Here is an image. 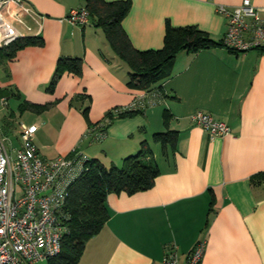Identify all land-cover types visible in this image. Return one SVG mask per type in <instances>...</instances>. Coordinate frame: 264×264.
Masks as SVG:
<instances>
[{"label": "crops", "instance_id": "1", "mask_svg": "<svg viewBox=\"0 0 264 264\" xmlns=\"http://www.w3.org/2000/svg\"><path fill=\"white\" fill-rule=\"evenodd\" d=\"M26 1L41 16L40 22L28 18V34L40 35L44 43L22 47L0 63V136L18 145L20 123L37 122L35 142L44 157L80 149L105 165H121L146 141L159 167L151 187L108 194L110 216L87 241L78 264H161L172 243L183 260L203 237L201 264H264V181L255 179L264 171V49L236 52L218 45L194 54L180 51L160 86L162 99L114 118L97 140L88 132L91 123L150 93L128 84L129 66L97 16L85 25L66 18L86 0ZM241 1L131 0L122 26L139 49L161 48L168 24H195L218 41L227 18L217 5ZM252 2L264 16V0ZM75 56L83 59L82 73L64 71L49 91L58 58ZM24 100L50 105L21 111ZM200 109L226 120L232 132L211 136L191 116ZM167 127L176 131L173 141L155 140Z\"/></svg>", "mask_w": 264, "mask_h": 264}, {"label": "built area", "instance_id": "2", "mask_svg": "<svg viewBox=\"0 0 264 264\" xmlns=\"http://www.w3.org/2000/svg\"><path fill=\"white\" fill-rule=\"evenodd\" d=\"M216 10L226 16L227 29L221 39L226 48L243 52L264 49V16L252 0L237 5L218 4ZM40 14L26 0H0V47L28 34V18L40 22ZM91 12L86 5L71 8L66 18L73 24L85 25ZM162 99L151 92L149 99L139 98L112 112L143 108ZM3 106L8 105L2 99ZM193 120L211 136L232 132L231 125L213 113L197 110ZM107 120L89 127L94 139L105 136ZM39 124L20 123L19 144L0 136V264H33L58 254L69 231L67 197L76 178L88 170L90 157L80 149L55 158L44 157L35 142ZM206 238H200L182 260L176 243L169 244L161 264H201Z\"/></svg>", "mask_w": 264, "mask_h": 264}, {"label": "trees", "instance_id": "3", "mask_svg": "<svg viewBox=\"0 0 264 264\" xmlns=\"http://www.w3.org/2000/svg\"><path fill=\"white\" fill-rule=\"evenodd\" d=\"M86 6L91 16H97L98 24L105 28V33L110 45L115 52L129 66L128 84L131 87L145 89L148 93L160 92L163 79L172 73V66L178 54L182 50L196 53L202 49L223 45V41L214 39L206 30L195 24L174 26L168 24L164 44L161 48L139 49L135 47L123 29L122 19L130 10L131 0H86ZM43 37L40 35H26L19 37L0 47V63L12 59L17 51L28 45H42ZM233 51V50H232ZM82 57L58 58L57 67L48 83V90L53 91L64 71H72L80 75L82 73ZM10 91L1 90V94ZM20 95L17 94V98ZM50 104L38 105L24 100L20 103V110L34 109L42 111ZM88 106L83 107L85 117H88ZM142 108L126 109L114 114L110 109L101 121L112 122L116 117H125L142 112ZM168 109L164 110L165 123L168 126ZM99 121V122H101ZM98 123V122H97ZM95 124V123H94ZM93 123L90 124L92 126ZM176 131L166 128L155 133V140L160 142L173 141ZM151 148L146 141L138 153L126 156L121 165H105L97 158H91L89 168L84 171L69 188L67 197V210L69 213V231L63 238L61 251L52 256L50 264H78L86 243L96 235L105 225L110 216L107 197L110 192L125 191L129 194L145 190L155 183L159 174V167L153 158ZM257 181H264V171L256 174Z\"/></svg>", "mask_w": 264, "mask_h": 264}, {"label": "rangeland", "instance_id": "4", "mask_svg": "<svg viewBox=\"0 0 264 264\" xmlns=\"http://www.w3.org/2000/svg\"><path fill=\"white\" fill-rule=\"evenodd\" d=\"M10 105L14 107L15 106L14 101L13 102H10ZM15 124L16 123H14V125ZM15 129H18V124H17V126H16ZM19 130H20V127H19ZM14 143L17 144V139H14ZM33 264H50V261H49V259L37 260V261L33 262Z\"/></svg>", "mask_w": 264, "mask_h": 264}]
</instances>
